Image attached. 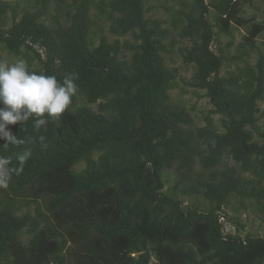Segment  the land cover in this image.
<instances>
[{"label":"trees","instance_id":"16d2710c","mask_svg":"<svg viewBox=\"0 0 264 264\" xmlns=\"http://www.w3.org/2000/svg\"><path fill=\"white\" fill-rule=\"evenodd\" d=\"M149 1L0 0V51L58 81L71 75L77 88L58 118L8 125L15 142L0 138V181L10 183L0 195V264H264V238L240 234V214L264 222V53L221 76L226 61L257 49L264 22L242 13L261 9L174 0L163 7L169 21L147 17ZM237 27L247 35L230 59L233 42L222 38ZM167 39L190 43L180 52L194 70L188 86L212 106L204 126L170 100L178 69L165 64Z\"/></svg>","mask_w":264,"mask_h":264},{"label":"rangeland","instance_id":"374dc122","mask_svg":"<svg viewBox=\"0 0 264 264\" xmlns=\"http://www.w3.org/2000/svg\"><path fill=\"white\" fill-rule=\"evenodd\" d=\"M20 7H27L28 2L26 0H18ZM98 1V0H95ZM206 3L209 2V0H205ZM255 1V6L260 7V12L256 11L254 6L250 5H244L243 8V17L245 19L252 18L254 15H256L257 21L264 22V2L261 0H254ZM31 2V1H30ZM178 1L174 0H150L146 7H152L151 11L147 14V17L156 19V20H169L170 17L169 14L163 9V7L167 8H173V6H177ZM32 3V2H31ZM16 4V2H13V5ZM54 7L55 5L53 4L49 10V15L54 14ZM211 13H213V10H211ZM91 16H97L98 12L96 9H92L90 11ZM212 18V17H211ZM8 25H11V15L9 14L8 18ZM50 20V17H48ZM98 22L101 23L102 29H103V35L108 36L109 40L112 41L113 39H116L114 36L109 34V25L104 22L103 18H99ZM236 27V26H235ZM173 33V31L171 32ZM247 35L246 30L243 27H237L234 28L232 31L231 36H226L222 38V44L226 46L227 43L233 42L232 48L226 51V56L229 57L230 59L232 57H235L238 54V47L239 45L244 41V36ZM130 37L127 36L126 39H129ZM172 38L175 40H178V36L176 34L172 35ZM96 44L99 41V36L95 35L93 38ZM167 43V47L169 49V53L164 55L165 58V64L169 68H175L178 69V77L177 80L175 81L177 85L174 86L169 91L170 95V100L173 104L179 105L186 109L188 112H190L191 116L194 119V122L196 125L204 126V117L212 109V106L209 103V99L205 95V91L201 90H196L194 88H191L188 86V81L192 78L193 76V68L191 66H187L183 55L180 52V49H184L185 47H189L190 43L188 41L179 43L176 47L172 48L170 43L172 42V39H167L165 40ZM257 49L254 52L250 53V57L246 58V62H240V61H226L225 65L222 68L221 76H227L229 72H238L240 69H246L247 65L255 66L259 60V55L264 53V36L262 35L257 39ZM212 50L216 52L217 47L213 46ZM25 50H23V53ZM18 60H24L23 56H15L10 54L6 50H1L0 51V61L3 63H14ZM34 65H36V62H34ZM259 106L261 107V110L264 109V103H260ZM216 121V123H219V116H214L213 117ZM264 123V118H262L259 122V125H263ZM84 165H80L79 168H83ZM168 178L170 183H174L175 181V173L171 171L168 173ZM9 184L5 183H0V195H4L7 190H9ZM184 197V196H183ZM184 203H187L188 200L185 198ZM235 200H231V204H234ZM224 210L226 212H231L230 206L225 207ZM234 215V214H232ZM240 218L246 220V228L242 231H240V234L242 237H245L246 235H252V236H259L264 238V222L262 219H260L257 215H253L251 211H247L246 213L240 214ZM264 218V217H263ZM221 223L223 224V228L226 231L227 234H232L235 231L233 224L230 222H227L225 219H221ZM22 242L27 243L28 242V236L23 235L22 236ZM155 262V261H152Z\"/></svg>","mask_w":264,"mask_h":264},{"label":"clouds","instance_id":"9594fccd","mask_svg":"<svg viewBox=\"0 0 264 264\" xmlns=\"http://www.w3.org/2000/svg\"><path fill=\"white\" fill-rule=\"evenodd\" d=\"M74 79L69 75L61 82L56 76L30 71L24 60L0 62V138L8 144L15 142L8 125L34 118V127L39 129L47 124L45 117L64 114L77 91Z\"/></svg>","mask_w":264,"mask_h":264},{"label":"bare ground","instance_id":"6f19581e","mask_svg":"<svg viewBox=\"0 0 264 264\" xmlns=\"http://www.w3.org/2000/svg\"><path fill=\"white\" fill-rule=\"evenodd\" d=\"M238 229V228H237Z\"/></svg>","mask_w":264,"mask_h":264}]
</instances>
